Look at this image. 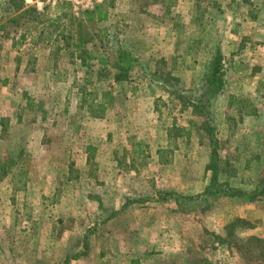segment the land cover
Instances as JSON below:
<instances>
[{
	"label": "rangeland",
	"instance_id": "obj_1",
	"mask_svg": "<svg viewBox=\"0 0 264 264\" xmlns=\"http://www.w3.org/2000/svg\"><path fill=\"white\" fill-rule=\"evenodd\" d=\"M27 1L0 0V264H264V197L157 200L204 193L215 140L220 183L264 180V0Z\"/></svg>",
	"mask_w": 264,
	"mask_h": 264
},
{
	"label": "trees",
	"instance_id": "obj_2",
	"mask_svg": "<svg viewBox=\"0 0 264 264\" xmlns=\"http://www.w3.org/2000/svg\"><path fill=\"white\" fill-rule=\"evenodd\" d=\"M66 5L70 7L68 4H60ZM97 8V7H96ZM98 8H100L98 6ZM225 59L223 54L220 51H217L210 63L207 65L206 73L202 82V93L196 99V102L192 103L193 106H196L201 109L202 113L211 120L212 114L209 111V104L212 99L219 96L224 92L226 85V70H225ZM123 76L116 75L114 78L115 82H122ZM109 94L104 95L103 102H99L98 98L95 97L92 99L90 114L92 117L96 119H103L105 117L107 111V103ZM97 100V101H96ZM208 120V123H209ZM210 124V123H209ZM214 156L213 160L210 164V169L213 172V178L210 185L205 189L204 193L201 195L194 196H183L178 193L173 192H164L159 194L158 201H162L164 203L174 201L178 207H188L193 205L194 203L202 201H208L207 198H215V197H230V198H241L247 199L250 202H255L260 198L264 197V180H261L256 186L255 190L251 193H247L241 189L233 188L228 183H220L219 181V161L216 158V148L217 141H214ZM71 258L66 259L63 264H70ZM210 264V263H205Z\"/></svg>",
	"mask_w": 264,
	"mask_h": 264
},
{
	"label": "built area",
	"instance_id": "obj_3",
	"mask_svg": "<svg viewBox=\"0 0 264 264\" xmlns=\"http://www.w3.org/2000/svg\"><path fill=\"white\" fill-rule=\"evenodd\" d=\"M105 0H29L28 3L34 2L39 6H48L55 8L60 4H68L72 11L79 15L80 13L93 10L104 3Z\"/></svg>",
	"mask_w": 264,
	"mask_h": 264
}]
</instances>
